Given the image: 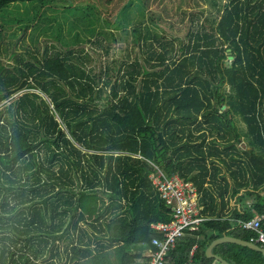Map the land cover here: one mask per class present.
Here are the masks:
<instances>
[{
	"label": "trees",
	"instance_id": "trees-1",
	"mask_svg": "<svg viewBox=\"0 0 264 264\" xmlns=\"http://www.w3.org/2000/svg\"><path fill=\"white\" fill-rule=\"evenodd\" d=\"M37 1L0 0V11ZM209 22L179 47L146 36L133 61L99 71L71 49L0 68V264H149L151 225L172 217L152 164L194 183L211 216L177 241L170 264H220L206 255L213 241L251 240L224 210L241 190L262 210L264 0H227ZM89 196L100 199L92 218L79 209ZM212 252L264 264L235 244Z\"/></svg>",
	"mask_w": 264,
	"mask_h": 264
},
{
	"label": "rangeland",
	"instance_id": "rangeland-1",
	"mask_svg": "<svg viewBox=\"0 0 264 264\" xmlns=\"http://www.w3.org/2000/svg\"><path fill=\"white\" fill-rule=\"evenodd\" d=\"M227 0H45L19 2L0 11V68L13 70L45 55L72 50L86 56V66L138 55L147 36L187 42V32L218 17ZM191 32V31H190ZM141 39L140 45L136 43ZM5 74V73H4ZM37 93V91H34ZM19 94L14 95V98ZM240 145L245 146L242 138ZM100 199L89 196L79 204L87 218L98 211ZM216 264V263H214Z\"/></svg>",
	"mask_w": 264,
	"mask_h": 264
},
{
	"label": "built area",
	"instance_id": "built-area-1",
	"mask_svg": "<svg viewBox=\"0 0 264 264\" xmlns=\"http://www.w3.org/2000/svg\"><path fill=\"white\" fill-rule=\"evenodd\" d=\"M153 165L149 175L152 185L160 198L171 208L172 217L167 223L151 225L159 237L151 239V247L147 253L149 264H170L168 254L176 246L185 232H196L207 220L199 206V192L194 184L185 181L177 174L168 175L158 165ZM262 210L250 219H237L236 226L251 234L250 243L264 249V188L261 193ZM196 247L192 248L195 250Z\"/></svg>",
	"mask_w": 264,
	"mask_h": 264
},
{
	"label": "crops",
	"instance_id": "crops-1",
	"mask_svg": "<svg viewBox=\"0 0 264 264\" xmlns=\"http://www.w3.org/2000/svg\"><path fill=\"white\" fill-rule=\"evenodd\" d=\"M224 170H225V168H223V171ZM228 182L231 185V181L229 179H228ZM192 184H194V183H192ZM261 191H262V189H259V190H257L255 192V194L258 195L259 197H261L260 196L261 195L260 194ZM227 198H228V205H227L226 209L224 210V212H225V218L229 219L230 221L234 222L235 224H236L235 221L237 219H242V218H237V219L230 218L231 217L230 215H231L232 212L237 211L240 214H244V210H246V211H248V213H250V216H251L250 218L254 217L255 214L257 213L254 210V204H255L254 196H249V194L247 193L246 190H241L240 192H238L237 194H235L233 196L230 194ZM199 206L202 209L201 212H203L205 210L204 209L205 206L203 205V203H201V194H200V192H199ZM204 217L206 219H209V217H211V216H209L208 214H206V216L204 215ZM212 217H217V216H212ZM250 218H248V219H250Z\"/></svg>",
	"mask_w": 264,
	"mask_h": 264
},
{
	"label": "water",
	"instance_id": "water-1",
	"mask_svg": "<svg viewBox=\"0 0 264 264\" xmlns=\"http://www.w3.org/2000/svg\"><path fill=\"white\" fill-rule=\"evenodd\" d=\"M223 243H230V244H235V245H239V246H243V247H247L251 250L257 251L262 253V255L264 256V249L261 248L260 246L254 244V243H250V242H246L237 238H233V237H222L219 239H216L215 241L212 242V244L208 247L207 251H206V255L208 257V259H214L215 261H217L220 264H230L229 262H226L225 260H223L222 258L214 255L212 253V249L219 244H223Z\"/></svg>",
	"mask_w": 264,
	"mask_h": 264
}]
</instances>
